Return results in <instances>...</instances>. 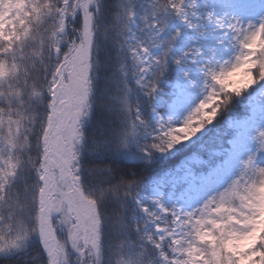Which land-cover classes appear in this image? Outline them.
Masks as SVG:
<instances>
[{
    "label": "snow or ice",
    "instance_id": "1",
    "mask_svg": "<svg viewBox=\"0 0 264 264\" xmlns=\"http://www.w3.org/2000/svg\"><path fill=\"white\" fill-rule=\"evenodd\" d=\"M260 82L264 0H0V264H264V130L200 200L149 179Z\"/></svg>",
    "mask_w": 264,
    "mask_h": 264
},
{
    "label": "rangeland",
    "instance_id": "2",
    "mask_svg": "<svg viewBox=\"0 0 264 264\" xmlns=\"http://www.w3.org/2000/svg\"><path fill=\"white\" fill-rule=\"evenodd\" d=\"M194 95L195 93L188 91L179 103L164 101V107L178 122L179 118L186 113ZM238 98L252 115L261 112V106L264 105V85L261 87H258L257 84L253 85ZM227 124L233 130L228 142L229 148L227 151L229 156L226 159L219 162L207 173L195 177L187 171L189 169L188 163L199 162V158L195 154H191L180 162L177 176L166 175L152 187L163 195L182 198L186 203L200 200L206 195L213 194L226 187L231 179L239 173L243 161L247 159L248 155L255 152L257 147L256 134L259 130H264V125L253 116L241 120L228 118ZM204 132L205 129H202L190 141L200 140ZM178 146L176 145L167 154L157 155L166 157L176 151ZM256 156L258 160L261 158L260 153H256Z\"/></svg>",
    "mask_w": 264,
    "mask_h": 264
},
{
    "label": "trees",
    "instance_id": "3",
    "mask_svg": "<svg viewBox=\"0 0 264 264\" xmlns=\"http://www.w3.org/2000/svg\"><path fill=\"white\" fill-rule=\"evenodd\" d=\"M264 82L257 84L261 87ZM251 114L248 108L243 105L242 101L237 97L232 102L229 112L223 113L204 129L205 132L198 141H186L177 147V150L166 157H159L157 154L153 157L150 166L149 176L152 185H155L162 177L177 176L180 162L185 157L195 154L199 158V162L188 163L189 169L187 171L194 176H200L208 172L211 168L216 166L219 162L229 156L227 149L229 147L228 140L231 136L233 128L227 124V119L233 120L246 119ZM254 117L264 124V105H262V112L254 115ZM107 119L106 114L102 109H96L89 120H86L84 127L89 133H94L96 125L93 121L104 122ZM129 161H125L128 163ZM141 163V161H133Z\"/></svg>",
    "mask_w": 264,
    "mask_h": 264
}]
</instances>
